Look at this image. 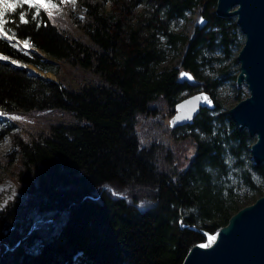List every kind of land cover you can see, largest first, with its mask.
Wrapping results in <instances>:
<instances>
[{
    "label": "trees",
    "instance_id": "obj_1",
    "mask_svg": "<svg viewBox=\"0 0 264 264\" xmlns=\"http://www.w3.org/2000/svg\"><path fill=\"white\" fill-rule=\"evenodd\" d=\"M51 3V16L18 5L0 32V134L13 135L0 163L16 188L0 208V264H182L206 240L182 226V213L183 223L215 232L241 207L227 156L243 166L248 131L228 112L202 108L186 125L199 133L188 135L195 150L184 165L187 137L170 124L184 92H196L193 81L215 98L232 76L226 65L217 76L204 68L233 55L236 21L216 13L217 0ZM195 7L207 23L188 37L173 23ZM184 42L186 78L162 65ZM104 182L126 197L99 196ZM127 198L152 204L141 210Z\"/></svg>",
    "mask_w": 264,
    "mask_h": 264
},
{
    "label": "water",
    "instance_id": "obj_2",
    "mask_svg": "<svg viewBox=\"0 0 264 264\" xmlns=\"http://www.w3.org/2000/svg\"><path fill=\"white\" fill-rule=\"evenodd\" d=\"M215 11L222 17H235L245 35L237 55L240 62L237 83L239 86L245 83L249 94L234 104L228 113L240 130L246 129L251 137H256L251 152L255 164L260 166L264 164V0H217ZM206 23L207 18L201 15L199 25L204 26ZM23 66L32 73H38L29 66ZM185 73L187 75H183ZM181 75L187 77L189 74L184 70ZM216 106L215 98L206 90L188 94L177 102V110L170 119L171 127L175 129L192 124L202 108L214 110ZM104 191L113 196L126 197L124 193L116 191L110 182L101 185L99 196ZM127 200L141 210L150 207H141L139 202ZM52 217L38 221H49ZM183 218L181 215L183 227L203 233L206 240L194 243L182 264H264V193L239 208L215 232L197 224L183 223ZM213 234L215 240L211 242Z\"/></svg>",
    "mask_w": 264,
    "mask_h": 264
},
{
    "label": "rangeland",
    "instance_id": "obj_3",
    "mask_svg": "<svg viewBox=\"0 0 264 264\" xmlns=\"http://www.w3.org/2000/svg\"><path fill=\"white\" fill-rule=\"evenodd\" d=\"M63 1H72V0H63ZM233 18L236 21V18L235 17ZM200 19H201V14L199 7H195L193 9L188 10L186 12L185 17L177 19L173 23V27L175 30L183 33L184 35L191 37L196 29V26L199 24ZM236 31H237V44H235L233 47V55L229 57L227 60H225L223 63L213 61L207 64L204 68L205 73H208L209 75L212 76H217V73H219L218 71H220V69H222V67L226 65L228 67L227 69L232 74V76L227 77L215 90L214 96L221 103L219 111L211 110V112L215 114H217L218 112H228L229 109L239 101L240 95L242 98L245 95L249 94V89L247 85L243 83L242 85L239 86L236 77L234 76V75H238L240 71V62L237 59V55L245 40V35L242 33L239 26L237 27ZM187 45L188 43L184 42L177 49L170 51L167 60H165L162 63V65L168 67H179L180 71L186 70L183 67L182 62L187 50ZM215 54L220 56L223 55L221 50H217ZM19 64L29 66L33 68V70L35 68L38 73L57 79L56 74L52 71H46L40 68H36L32 64H27V63H19ZM193 82L197 84L195 90L196 92L204 90V85L201 83V80L193 81ZM188 94L191 93L189 91L184 92V96ZM225 123L228 129L232 128L230 124V119L227 118L225 120ZM175 129H176L175 134L177 136H183V138L187 137L186 145H185L186 147L183 148V154L181 156L182 160L184 161V165H186L189 160L188 157L195 150V145L193 141L188 137V135L191 133H199V130L197 128H190L186 125ZM17 131L18 129L14 130V132ZM255 139L256 137H251L249 135L247 148L244 150L240 158L241 159L240 162L243 163L242 167L237 163L236 158L232 156V154H229L227 156V161L230 166V171L226 178L228 181L227 184L233 186L234 194L240 198L239 206L241 207L256 200V198L262 194L260 192V189H264V169L263 170L257 169L251 152V146L252 143L255 141ZM12 145H13L12 134H0V156L10 151ZM260 166L264 167V164ZM244 169H246L248 173L251 174L252 180L256 185L255 189H253L247 183L244 176ZM99 190H101V186L98 187V192ZM15 191H16L15 182L10 175V169L3 167L0 163V208H3V206L7 203L8 199L12 197ZM139 204L141 206L143 205L151 206L152 203L148 200L145 202L143 201L139 202ZM234 212H236V210ZM184 214L185 213H182L181 215H183L184 217ZM40 219H44V218L43 217L38 218L35 221V225L38 222L45 221V220L38 221ZM54 219L55 216H53L51 220ZM30 232L31 231H29V233Z\"/></svg>",
    "mask_w": 264,
    "mask_h": 264
},
{
    "label": "snow or ice",
    "instance_id": "obj_4",
    "mask_svg": "<svg viewBox=\"0 0 264 264\" xmlns=\"http://www.w3.org/2000/svg\"><path fill=\"white\" fill-rule=\"evenodd\" d=\"M74 3L75 0H72ZM21 4H27L30 6V8H35L37 9V14L38 10L40 8H45L48 11L49 16L52 15L50 9L54 8L55 5L51 3V0H0V32L4 31V24L6 23L5 21V14L11 13V12H16L18 5ZM19 19L25 21L27 23V20H25L24 15H19ZM203 22V21H201ZM25 45L27 46V41H25ZM0 59H7V57H0ZM12 63H16V61H12ZM183 75H187L186 73ZM199 99V98H197ZM205 100H207V97H204ZM188 118H191L190 116ZM14 119H20L19 117H14ZM212 240H215V237H211ZM201 247H207V245H201Z\"/></svg>",
    "mask_w": 264,
    "mask_h": 264
},
{
    "label": "bare ground",
    "instance_id": "obj_5",
    "mask_svg": "<svg viewBox=\"0 0 264 264\" xmlns=\"http://www.w3.org/2000/svg\"><path fill=\"white\" fill-rule=\"evenodd\" d=\"M37 68V67H36ZM34 70L36 71V69L34 68ZM184 78H186V77H184ZM236 80H237V77H236ZM140 205V204H139ZM141 206V205H140ZM141 207H145L144 205L143 206H141ZM215 237V235L213 234L211 237ZM211 237H210V239H211ZM211 242L213 241L212 239L210 240Z\"/></svg>",
    "mask_w": 264,
    "mask_h": 264
}]
</instances>
